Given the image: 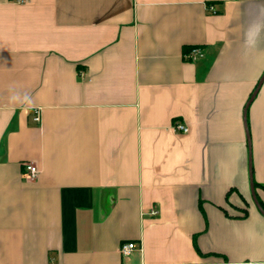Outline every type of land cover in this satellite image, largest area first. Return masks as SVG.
<instances>
[{"label":"crops","instance_id":"crops-1","mask_svg":"<svg viewBox=\"0 0 264 264\" xmlns=\"http://www.w3.org/2000/svg\"><path fill=\"white\" fill-rule=\"evenodd\" d=\"M263 76L264 0H0V264H264Z\"/></svg>","mask_w":264,"mask_h":264},{"label":"built area","instance_id":"built-area-1","mask_svg":"<svg viewBox=\"0 0 264 264\" xmlns=\"http://www.w3.org/2000/svg\"><path fill=\"white\" fill-rule=\"evenodd\" d=\"M17 1L23 3L25 0H17ZM209 9L212 13H214V14L216 13V9H214L212 7H210ZM202 57H204L203 52H201V50L195 49V48H192V50H190L186 55V58L189 60H192V61L196 60L197 58H202ZM34 114H35L34 121L37 123H40L41 115H40L39 109H37L34 112ZM174 127L178 133H188L189 132V128L181 122L180 123L175 122ZM39 174H40V171L37 169V167L34 164L26 163L24 165V175L29 180H31V181L36 180L38 178ZM158 213H159V211H157L156 209H153V211L151 212V215L154 216V215H157ZM139 249L140 248H139V245L137 243L126 242V243L121 244V246L119 248V252L121 255L126 257V256H129L135 250H139Z\"/></svg>","mask_w":264,"mask_h":264},{"label":"water","instance_id":"water-1","mask_svg":"<svg viewBox=\"0 0 264 264\" xmlns=\"http://www.w3.org/2000/svg\"><path fill=\"white\" fill-rule=\"evenodd\" d=\"M263 83H264V76H263L260 84L256 88V90L253 92V95H252L250 101L247 103V105L245 107L246 108L245 120H246V116H247L248 107L251 104V102L254 100V98L256 97L257 92H258L259 88L262 86ZM247 135H248V130H247ZM249 142H250V138H249ZM250 156H251V151H250ZM249 166H250V169H249V180H250V185H251V194L253 196V200L255 202V205H256L257 209H259L261 214L264 216V208H262V206H261V204H260V202H259V200L257 198V194L255 193V182L253 180V166H251V158H250V161H249Z\"/></svg>","mask_w":264,"mask_h":264},{"label":"trees","instance_id":"trees-1","mask_svg":"<svg viewBox=\"0 0 264 264\" xmlns=\"http://www.w3.org/2000/svg\"><path fill=\"white\" fill-rule=\"evenodd\" d=\"M260 204H261L262 208H264V204H263V203H261V202H260Z\"/></svg>","mask_w":264,"mask_h":264}]
</instances>
